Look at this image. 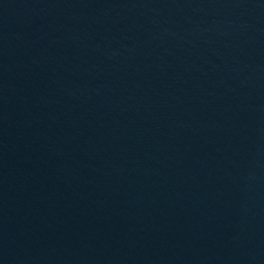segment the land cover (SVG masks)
<instances>
[{
  "label": "water",
  "instance_id": "obj_1",
  "mask_svg": "<svg viewBox=\"0 0 264 264\" xmlns=\"http://www.w3.org/2000/svg\"><path fill=\"white\" fill-rule=\"evenodd\" d=\"M0 264H264V0H0Z\"/></svg>",
  "mask_w": 264,
  "mask_h": 264
}]
</instances>
